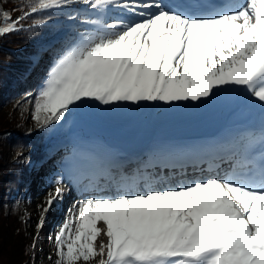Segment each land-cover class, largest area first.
Returning a JSON list of instances; mask_svg holds the SVG:
<instances>
[{"label": "snow or ice", "instance_id": "6c2138e0", "mask_svg": "<svg viewBox=\"0 0 264 264\" xmlns=\"http://www.w3.org/2000/svg\"><path fill=\"white\" fill-rule=\"evenodd\" d=\"M76 5L90 11L68 14L80 27L31 102L37 128L89 101L201 102L228 88L264 116V0H218L211 10L176 0H31L15 21L0 8V37L33 14ZM113 8L130 18L109 21ZM246 139L223 172L209 162L213 174L175 184L121 176L115 195L81 199L55 233V264H264V124ZM55 184L45 214L65 191Z\"/></svg>", "mask_w": 264, "mask_h": 264}, {"label": "trees", "instance_id": "16d2710c", "mask_svg": "<svg viewBox=\"0 0 264 264\" xmlns=\"http://www.w3.org/2000/svg\"><path fill=\"white\" fill-rule=\"evenodd\" d=\"M30 6L31 0H0V8L11 13L12 21L18 18L17 14L30 10ZM69 8L33 14L21 22L20 30L0 37V215L6 212L17 230L23 225L25 231L21 232L19 227L20 232L28 238L25 226L29 216L24 213L23 204L31 184L36 182L37 169L43 165L49 166L50 176L42 178L41 189L60 180L71 192L78 193L80 188H91L94 173L102 171L106 163L139 154L145 147L150 152L153 150L158 162L175 156L185 158L187 144L192 139L199 146L205 136L212 135L213 139L224 136L219 123L210 120L211 117H224V123L232 125L222 114L233 109L232 101L222 102V110L211 116L207 114L209 104L195 105L186 110L187 114L156 109L150 116H142L144 108L132 103L102 106L89 101L73 108L60 123L64 124L62 134L50 136L51 129L60 124L37 128L31 102L52 61L76 31L75 22L68 19V14L77 10L66 11ZM40 19L46 23L37 26L35 21ZM106 187L114 186L107 183ZM8 237L7 232L0 235L5 246L9 244ZM12 255L21 264H34V256L24 254L19 247Z\"/></svg>", "mask_w": 264, "mask_h": 264}, {"label": "rangeland", "instance_id": "374dc122", "mask_svg": "<svg viewBox=\"0 0 264 264\" xmlns=\"http://www.w3.org/2000/svg\"><path fill=\"white\" fill-rule=\"evenodd\" d=\"M64 10V9H63ZM70 10H77L81 12L82 14L85 13L86 11H90L86 8V6L83 5H76L73 6L69 9H66V11ZM112 12H117V13H123V15L120 16H114ZM118 15V14H117ZM124 15H127L125 12H123L121 9L118 8H113L109 13H108V18L109 21L112 19H121L124 17ZM17 17H20L21 14H17ZM129 17V16H127ZM130 18V17H129ZM79 24L76 22L74 28H79ZM232 88L224 89L221 90L220 92L225 94L226 92H229ZM210 106H214V99L209 98L208 99ZM245 97L242 95L237 97L234 100L235 105H241L245 104L247 105ZM195 102H177L173 104H165L163 102H142L140 104H135L138 107L142 106L144 109L150 110V111H155L156 109H161V110H166L170 111L171 113L176 111L178 115L180 113H185L186 110H189L191 106L194 105ZM120 104H128V103H120ZM90 106V105H89ZM87 106V107H89ZM221 107V101L218 102L215 108H220ZM188 108V109H184ZM214 110V109H211ZM217 111V110H214ZM187 114V113H185ZM183 114V115H185ZM176 115V114H175ZM254 118H252L251 123H255L257 128L261 129L262 124H264V116L261 115L259 109L253 112ZM245 119V118H244ZM66 124V123H65ZM64 124H60L56 126L55 128H52L50 136L53 135H59L62 134V128ZM65 127V126H64ZM69 129L67 128L65 130L68 131ZM243 132H250V129L247 127L246 124H242V127L240 129V135H244L243 139L246 138L247 134ZM237 135V134H236ZM234 136V135H233ZM233 136H230L229 139L222 140L219 143H211V142H202L200 146L201 149H199V156L201 157L202 165L199 167H194L191 169H196L202 167L204 164H209V162L212 163H220V169L218 171L223 172L224 170H227L229 167V163L234 159L233 154H235L237 157L239 155V147L242 146V140L239 139H232ZM240 141L236 146L233 147L234 142ZM222 146H228V149L223 151L221 148ZM223 151V153H222ZM223 157V161L220 160V158ZM47 165H43L39 171L37 169L38 174L35 176L36 182L31 184V191L30 194L27 196V199L24 201V213L29 216V223L27 222V231L29 233V238L26 235V233H21L25 231L24 226L21 225L18 227L17 230V225L13 222L11 218L7 219L6 212L2 213L0 215V235L2 236L5 232L9 233L8 237V242L7 246L3 245L5 242L0 239V264H21L19 260L13 258L14 256L12 255L14 252V249L19 247L20 250H23L24 254H32L34 256V264H55L56 260V248H55V243H54V236L56 231L58 230L59 226L62 224V222L69 216L70 214V209L81 199H85V197L81 198L80 196H76L72 194L70 189L67 188V184H63L61 181V186L65 189L63 192L62 196L58 199V201L51 207L49 212L46 214L43 213V208L47 207L46 204V199L48 197L49 192L54 191V188L56 185H50L49 187L45 189L40 188V182L43 177H48L50 174L47 173L48 171ZM158 167H161V165H154V164H149L148 169H156ZM199 170V171H198ZM197 171H191V172H180L173 171V176L171 178L167 175L169 169H161L160 172H162L163 176H168L170 178L169 181H165V184H175L177 181L180 180H192V179H203L206 178L207 176L204 175V173H207V171H202L198 169ZM36 172V173H37ZM150 172V171H149ZM35 173V172H34ZM181 174V175H180ZM211 174H213L211 172ZM133 175H138V171H135V169L131 168H125V167H120L119 169L116 170L115 174H113L110 179H112V182L117 183L119 178L121 176H133ZM107 176V175H105ZM105 176L103 175H98L95 179L98 181L99 179H105ZM159 179L162 178L161 175L158 176ZM157 186H165L164 184H158ZM99 190V189H98ZM116 191V190H114ZM90 193H100L96 196H104V195H115L116 192L113 191H94ZM45 216V222L43 224V227H39V222L41 215ZM39 235V237H38ZM38 237V239H36ZM106 241V240H105ZM38 242V245H36L35 248L32 247V245ZM51 257V259L49 258ZM99 258H97L98 260ZM97 260H93L91 264H97Z\"/></svg>", "mask_w": 264, "mask_h": 264}, {"label": "bare ground", "instance_id": "6f19581e", "mask_svg": "<svg viewBox=\"0 0 264 264\" xmlns=\"http://www.w3.org/2000/svg\"><path fill=\"white\" fill-rule=\"evenodd\" d=\"M115 13H117V12H115ZM121 19H127V18H125V17H122ZM240 141H236V142H234V144H233V147L234 146H236L238 143H239ZM219 149H222L223 151H225V150H227L228 149V146H222L221 148H219ZM223 151H222V153H223ZM181 175V174H180ZM170 180V178H165L164 179V181H169ZM106 240V237H104L103 235H101V237L98 239V241H97V244H99L101 241H105Z\"/></svg>", "mask_w": 264, "mask_h": 264}]
</instances>
